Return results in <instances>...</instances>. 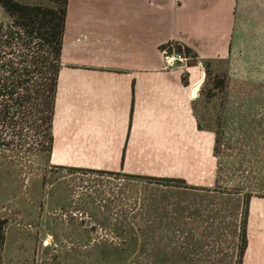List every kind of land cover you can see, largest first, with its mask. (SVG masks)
Returning <instances> with one entry per match:
<instances>
[{
	"label": "rangeland",
	"instance_id": "rangeland-1",
	"mask_svg": "<svg viewBox=\"0 0 264 264\" xmlns=\"http://www.w3.org/2000/svg\"><path fill=\"white\" fill-rule=\"evenodd\" d=\"M15 1L54 7L50 0ZM8 22L0 8V24ZM257 32L244 27L226 59L203 64L192 113L212 135L219 125L222 140L217 158L208 153L201 170L190 172L201 190H215L216 179L264 186V35ZM10 139L0 148V264H228L233 255L240 197L55 166L39 134ZM245 234L241 264H264V197L249 199ZM127 235L138 237L136 245L126 247Z\"/></svg>",
	"mask_w": 264,
	"mask_h": 264
},
{
	"label": "crops",
	"instance_id": "crops-1",
	"mask_svg": "<svg viewBox=\"0 0 264 264\" xmlns=\"http://www.w3.org/2000/svg\"><path fill=\"white\" fill-rule=\"evenodd\" d=\"M249 25L264 35V0H66L49 163L205 187L189 178L213 135L192 90ZM169 43L191 52L185 70L162 67Z\"/></svg>",
	"mask_w": 264,
	"mask_h": 264
},
{
	"label": "trees",
	"instance_id": "trees-1",
	"mask_svg": "<svg viewBox=\"0 0 264 264\" xmlns=\"http://www.w3.org/2000/svg\"><path fill=\"white\" fill-rule=\"evenodd\" d=\"M50 1L53 2L54 7L0 0V8L9 18L7 25L0 24V148H9L10 138L20 137L24 132L39 134L46 151L50 150V127L66 0ZM183 50L192 56L188 49L183 47ZM221 140L219 125H216L212 146L214 158L220 153ZM216 163L217 167L221 168L223 162L220 163L219 159H216ZM230 176H234L233 171ZM152 180L182 184L184 186L181 189L184 191H196L202 188L187 186L177 179L152 178ZM214 187L215 190L201 191L222 198L235 196L243 200V211L240 214L242 221L237 228L234 253L228 260V264H241L246 247L247 204L252 196L264 197V186L231 185L216 179ZM184 210L185 208H182V211ZM3 224V220H0V250L3 243ZM126 238L123 239L126 247L136 245L138 237L127 235ZM144 240L151 244L153 236L144 235Z\"/></svg>",
	"mask_w": 264,
	"mask_h": 264
},
{
	"label": "built area",
	"instance_id": "built-area-1",
	"mask_svg": "<svg viewBox=\"0 0 264 264\" xmlns=\"http://www.w3.org/2000/svg\"><path fill=\"white\" fill-rule=\"evenodd\" d=\"M160 56L162 59V67L164 69H182L187 68L191 57L186 54L183 47L178 44L169 43L160 48Z\"/></svg>",
	"mask_w": 264,
	"mask_h": 264
},
{
	"label": "water",
	"instance_id": "water-1",
	"mask_svg": "<svg viewBox=\"0 0 264 264\" xmlns=\"http://www.w3.org/2000/svg\"><path fill=\"white\" fill-rule=\"evenodd\" d=\"M203 76H204V75H202V79H203ZM202 79H201V80H202ZM200 83H201V81H200ZM200 83H198V85H196V86H195V88H194L193 90H195V91H196V90H197V88H198V86L200 85ZM193 90H192V92H193Z\"/></svg>",
	"mask_w": 264,
	"mask_h": 264
},
{
	"label": "bare ground",
	"instance_id": "bare-ground-1",
	"mask_svg": "<svg viewBox=\"0 0 264 264\" xmlns=\"http://www.w3.org/2000/svg\"><path fill=\"white\" fill-rule=\"evenodd\" d=\"M199 82H200V81H199ZM199 82H198V83H199ZM194 95H195V90H193V92H192V96H194Z\"/></svg>",
	"mask_w": 264,
	"mask_h": 264
}]
</instances>
